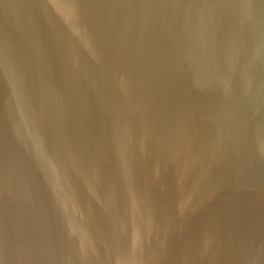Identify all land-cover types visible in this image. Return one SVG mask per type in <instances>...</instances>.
Segmentation results:
<instances>
[{"label":"water","instance_id":"obj_1","mask_svg":"<svg viewBox=\"0 0 264 264\" xmlns=\"http://www.w3.org/2000/svg\"><path fill=\"white\" fill-rule=\"evenodd\" d=\"M0 264H264V0H0Z\"/></svg>","mask_w":264,"mask_h":264}]
</instances>
